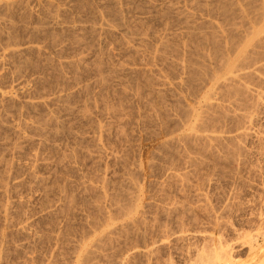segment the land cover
I'll return each instance as SVG.
<instances>
[{"label":"rangeland","instance_id":"obj_1","mask_svg":"<svg viewBox=\"0 0 264 264\" xmlns=\"http://www.w3.org/2000/svg\"><path fill=\"white\" fill-rule=\"evenodd\" d=\"M218 1L230 0H0V101L9 93L12 101L0 102V264H203L199 256L218 246L238 264H264V105L240 110L253 116L247 136L234 140L238 149L234 141L211 153L170 142L182 132L178 107L197 112L212 87L189 65L211 50L205 21L221 22ZM163 39L173 49L162 56ZM182 60L190 64L181 71ZM220 112L207 130L235 136L242 123ZM37 117L57 122L47 136L35 130ZM129 174L138 198L134 211L123 205L126 217L116 205L129 204Z\"/></svg>","mask_w":264,"mask_h":264},{"label":"bare ground","instance_id":"obj_2","mask_svg":"<svg viewBox=\"0 0 264 264\" xmlns=\"http://www.w3.org/2000/svg\"><path fill=\"white\" fill-rule=\"evenodd\" d=\"M220 1H225V0H220ZM234 1H236V0H230V1H228V3L227 4H225L227 1H225V3H223V4H221L219 1V4H217L218 6V13H216V15L215 16H218V18L220 17L222 20H221V22H217V23H215V21L213 22V21H211L210 19V21L207 23V21H205L206 22V25H207V27L211 30L210 31V41L209 42H206L208 39H206V38H208V37H206V35L205 36H203L202 35V33H201V36L200 37H205V41H204V43L206 44V43H209V45L211 46V47H209V48H211V50L209 51V53L207 54V53H205L204 51V53L206 54V55H203V53H202V51H200L201 52V54H200V58L198 59V60H196L197 62H199V60H200V63L201 64H199V67H197V66H195L194 64L196 63V61H195V63L193 64L194 65V67H196V68H192V63L190 64L189 62H186V61H184V62H186V63H188V64H190L189 65V67H190V69H193V72H192V70H188L189 72L191 71L192 73V76H193V73H197V75L200 77H198V76H196L197 77V79L199 78L200 80H202L204 83H205V81L207 80V81H211L210 83L212 84V87H211V89L210 90H207L208 91V93H207V95L203 98V100H202V102H201V104L200 103H198L200 106H198L199 108H198V111L196 112L192 107H190V106H184L183 108L180 106V107H178V108H180L181 109V111H179L180 113V118H179V120L181 119L182 121H179L181 124H182V126H180V128H182L181 130H182V132L180 133V135H178L177 137L175 136V138L173 137V139L171 138V145L173 144L174 146H175V148L177 147V149H178V147H183L182 145H184V144H193L194 146L196 145V144H201L204 148H202L203 150L206 148V150L208 151V150H210V153H211V151L213 152V150H214V148H223V150H224V148L226 149V147H227V145H228V143H230L231 142V144H233V142L232 141H234V140H240V139H243L244 137H246L247 136V131H248V129H250V127L252 126V116H251V113L249 114V112L248 111H246L247 110V108H248V110H249V107H255V108H258L259 106H263L264 105V0H243L241 3H238L237 1H239V0H237L236 2H234ZM236 3V4H235ZM220 4H221V6H220ZM49 5V4H48ZM209 6V5H208ZM207 6V7H208ZM212 6V5H211ZM201 6H199V8H200ZM206 7V8H207ZM216 7V6H215ZM216 7V8H217ZM49 8V7H48ZM47 8V9H48ZM205 8V9H206ZM209 8V7H208ZM210 8H212V7H210ZM7 10H9V9H7ZM50 9H48V11H49ZM202 10H203V6H202ZM208 10V9H207ZM206 10V11H207ZM210 10V12L212 13L213 11H211V9H209ZM213 10V9H212ZM215 11H216V9H215ZM210 12H207L206 14H208L207 16H209L210 15ZM217 12V11H216ZM6 13V12H5ZM47 14H51V13H48V12H46ZM176 13V12H175ZM14 14V13H13ZM53 14V13H52ZM119 14V13H118ZM213 14V13H212ZM215 14V13H214ZM213 14V15H214ZM218 14V15H217ZM3 15V14H2ZM121 15V14H120ZM7 16V15H6ZM51 16V15H50ZM50 16H48L49 18H50ZM211 16V15H210ZM39 17V16H38ZM47 17V18H48ZM53 17H55L54 16V14L52 15V18ZM120 17V16H119ZM187 17H188V15H187ZM122 18V17H121ZM209 18H212V17H209ZM217 18V17H216ZM44 19V18H43ZM213 19V18H212ZM45 20H46V18H45ZM48 20H51V19H48ZM47 20V21H48ZM117 20V19H116ZM186 20H187V18H186ZM185 20V21H186ZM54 21V20H53ZM51 22V23H55V22ZM196 21V20H195ZM9 22V21H8ZM40 22V21H39ZM4 23V22H3ZM44 22H41V24H43ZM187 23V22H186ZM46 24V23H45ZM44 24V25H45ZM56 24V23H55ZM193 24V23H192ZM205 24V23H204ZM203 24V25H204ZM38 25V24H37ZM43 25V26H44ZM206 25H204L203 27H205ZM9 26V25H8ZM35 26V25H34ZM42 25L40 26L39 25V27L38 26H35V28H37L38 27V30L40 31V27H43ZM46 26V25H45ZM56 26H57V24H56ZM113 26V25H112ZM202 26V25H201ZM47 27V26H46ZM50 27V26H49ZM54 27V26H53ZM103 27V26H102ZM206 27V28H207ZM34 28V29H35ZM44 28V27H43ZM42 28V29H43ZM51 28H52V26H51ZM201 28V27H200ZM13 29V28H12ZM34 29H32V33H33V31H35ZM48 29H50V28H48ZM103 29V28H102ZM111 29V28H110ZM194 29V28H193ZM196 29V28H195ZM203 29V28H202ZM202 29H201V32H202ZM205 29V28H204ZM8 30V29H7ZM37 30V29H36ZM37 30V31H38ZM46 30V29H45ZM185 30V29H184ZM198 30H200V29H198ZM207 30V29H206ZM37 31H36V33H37ZM186 31V30H185ZM197 31V30H196ZM42 32H44L43 30H41L40 31V34L42 33ZM205 32H207V31H205L204 30V32L203 33H205ZM209 32V31H208ZM8 33V32H7ZM13 33V32H12ZM31 33V34H32ZM47 33V32H46ZM49 33H51V32H49ZM184 33V32H183ZM35 34V33H34ZM38 34H39V32H38ZM37 34V35H38ZM198 34V33H197ZM207 34V33H206ZM43 35H44V33H43ZM51 35V34H50ZM165 35V34H164ZM208 35V34H207ZM49 36V35H48ZM52 36V35H51ZM50 36V37H51ZM54 36V35H53ZM195 36V35H194ZM199 36V35H198ZM33 37H34V35H33ZM202 37V38H203ZM46 38V37H45ZM52 38V37H51ZM198 38V37H197ZM14 39V38H13ZM30 39V38H29ZM33 39V38H32ZM55 39L56 38H54V42H55ZM190 39V38H189ZM52 40V39H51ZM160 40V39H159ZM162 40V39H161ZM164 40H166V39H163V41H159L158 43H159V45H158V48H157V50H156V53L157 54H161L162 52H164L165 50H167L170 46V44L168 45L167 43H169V42H167V40H166V42L164 41ZM8 41H9V39H8ZM57 41V40H56ZM180 41V40H179ZM199 41V44L200 43H202V42H200V40H198ZM5 42V41H4ZM52 42V41H51ZM57 43V42H56ZM172 43V42H171ZM177 43V42H176ZM189 43V42H188ZM204 43H202V45L204 44ZM186 44V43H185ZM205 44H204V46H205ZM9 45V44H8ZM177 45V44H176ZM208 45V44H207ZM16 46V45H15ZM79 46V45H78ZM201 46V45H200ZM199 46V47H200ZM9 47H10V45H9ZM12 47V46H11ZM184 47V46H183ZM199 47H195L196 49H198ZM203 46H201V48H202ZM8 48V47H7ZM29 48H31V47H29ZM188 48V47H187ZM208 48V47H207ZM208 48V49H209ZM33 49H34V47H33ZM171 48H169V50H170ZM173 49V48H172ZM172 49L170 50V51H172ZM30 50V49H29ZM155 50H154V52H155ZM199 50H200V48H199ZM204 50V49H203ZM20 51V50H19ZM187 51V50H186ZM197 51V50H196ZM11 52H13V51H11ZM14 52H17L16 51V49H15V51ZM161 52V53H160ZM169 51H167V53H168ZM7 53H9V50H8V52ZM18 53H20V52H18ZM17 53V54H18ZM23 53V52H22ZM152 53V52H151ZM156 53L154 54V53H152L153 55H154V57H156L157 55H156ZM171 53V52H170ZM197 53H198V51H197ZM10 54V53H9ZM12 54H14V53H12ZM11 54V55H12ZM165 55H166V53H164ZM173 54H174V51H173ZM5 55H7V54H5ZM162 56H163V54H161ZM168 55V54H167ZM175 55V54H174ZM3 56H4V54H3ZM8 56V59H9V55H7ZM12 56H15V55H12ZM18 56V55H17ZM6 57V56H5ZM37 57V56H36ZM158 57H161V56H158ZM158 57H157V59H158ZM177 57H180V56H177ZM197 57V56H196ZM198 57H199V54H198ZM10 58L12 59V58H14V57H11L10 56ZM151 58V57H150ZM153 58V57H152ZM151 58V59H152ZM162 58V57H161ZM6 59V58H5ZM7 59V60H8ZM10 59V60H11ZM156 59V58H155ZM182 59V58H181ZM180 59V60H181ZM14 60V59H13ZM150 60V59H149ZM194 60V59H193ZM20 61V60H19ZM150 61H153V59L152 60H150ZM205 61H210L209 63H212V65L214 66L213 68H214V70L211 72V71H209L208 72V70L207 69H204L205 68V66L207 65V63L206 64H204V62ZM176 62H178V64L176 63V65L178 66H176L179 70H185V69H188V64H186V66H185V63L183 62V60L181 61V63H179V61H176ZM183 62V63H182ZM14 63V62H13ZM28 64V63H27ZM26 64V65H27ZM20 65H22V64H20ZM100 65V64H99ZM200 65H202V66H200ZM203 65H205L204 66V68H203ZM19 66V65H18ZM33 66V65H32ZM101 66V65H100ZM209 66H210V64H209ZM208 66V67H209ZM72 67V66H71ZM98 67V66H97ZM212 67V66H211ZM20 68V67H19ZM207 68V67H206ZM210 68V67H209ZM208 68V69H209ZM123 69V68H122ZM122 69H120V70H122ZM62 70V69H61ZM98 70V69H97ZM123 71V70H122ZM216 71H224L222 74H224L223 75V77H219L218 76V74L217 73H220V72H216ZM14 72V71H13ZM98 72V71H97ZM100 72V71H99ZM102 72V71H101ZM112 72V71H111ZM115 72V71H114ZM117 72H118V70H117ZM187 72V71H186ZM188 72V73H189ZM216 72V73H215ZM153 74V73H152ZM191 74H189V77H190V75ZM217 74V75H216ZM221 74V73H220ZM221 74V75H222ZM102 75V74H101ZM188 75V74H187ZM194 75H196V74H194ZM108 76H109V74H108ZM101 77V76H100ZM100 77L98 78L99 80H97V81H99L98 83L99 84H101L102 86H103V84H105L106 83V81H105V78H104V80H101L100 79ZM104 77V76H103ZM189 77H187V81H188V78ZM195 77V76H194ZM193 77V80L196 78H194ZM202 77H203V79H202ZM192 78V77H191ZM148 79V78H147ZM157 79V78H156ZM190 79V78H189ZM198 79V80H199ZM146 80V79H145ZM190 80H192V79H190ZM189 80V82H191ZM200 80H199V82H200ZM103 81H105V82H103ZM201 81V82H202ZM206 81V82H207ZM152 82V81H151ZM185 82V81H184ZM193 83H194V81H192ZM191 82V83H192ZM160 83V82H159ZM188 83V82H187ZM196 83H198L197 82V80H196ZM209 83V84H210ZM254 83H256V85H258L257 87V89H256V87L255 88H252L251 86H253V85H251V84H254ZM200 85L202 84V83H199ZM199 84H197V85H199ZM207 84V83H206ZM20 87H21V89H22V87L24 88V84H23V82L22 83H20ZM97 85V84H96ZM107 85V84H106ZM150 85V84H149ZM186 85V84H185ZM196 86V85H195ZM202 86V85H201ZM58 87V86H57ZM193 87V86H192ZM198 87H200V86H198ZM210 87V86H209ZM254 87V86H253ZM160 88V87H159ZM188 88V87H187ZM192 89H195V87L194 88H192ZM199 89V88H198ZM190 90V89H189ZM25 91V90H24ZM28 91V90H27ZM100 91H102V90H100ZM159 91V90H158ZM193 91V90H192ZM160 92V91H159ZM3 94V93H2ZM58 94V93H57ZM195 95V94H194ZM2 96V95H1ZM8 98H6V101H8V102H10L11 101V97L9 98V96H10V93L8 94V95H6ZM6 96H4V97H6ZM63 96V95H62ZM192 96V95H191ZM3 97V96H2ZM3 97V98H4ZM56 97V96H55ZM58 98H60V97H58ZM62 98H65V97H62ZM66 99V98H65ZM163 99V98H162ZM179 99V98H178ZM58 100V99H57ZM60 100V99H59ZM61 100H63V99H61ZM3 101H5V98H4V100ZM3 101H0L1 103L3 102ZM6 101H5V103H6ZM14 101V100H13ZM55 102H57V101H55ZM60 102V101H59ZM62 102V101H61ZM66 102V101H65ZM11 104H12V101L10 102ZM35 103V102H34ZM149 103V102H148ZM61 104V103H60ZM197 104V103H196ZM195 104V105H196ZM1 105V104H0ZM7 105H8V103H7ZM24 105V104H23ZM40 105V104H39ZM178 106H179V104H177ZM193 105V104H192ZM3 106V105H2ZM25 106V105H24ZM27 107H31L32 109L31 110H33L34 109V107H36L35 106V104H33V102L32 103H30V102H27V105H26ZM62 106V105H61ZM249 106V107H248ZM27 107H25L26 108V110H27ZM113 107V106H112ZM246 107V108H245ZM10 108H12L11 106H10ZM24 108V107H23ZM28 108V109H29ZM119 108V107H118ZM126 108V107H125ZM149 108V107H148ZM242 108H244V109H246V110H244V111H246V113L244 112V113H242L243 111H241L240 112V110H242ZM15 109H17V108H15ZM38 109V108H37ZM48 109V108H47ZM179 109V110H180ZM252 109V108H251ZM1 110V109H0ZM5 110V109H4ZM9 110V109H8ZM12 110V109H11ZM19 108H18V112H19ZM23 110V109H22ZM21 110V111H22ZM26 110H25V112H26ZM35 110V109H34ZM33 110V111H34ZM178 110V109H177ZM238 112H240V114H237L236 112L237 111ZM15 111V110H14ZM17 111H15V114L17 113ZM20 111V112H21ZM44 111V110H43ZM60 111V110H59ZM112 111V110H111ZM119 111V110H118ZM221 111V112H220ZM227 112V113H229L230 111H232V112H234V113H232L231 112V115L233 114V116L234 117H236L237 119H239L240 120V122L242 123V125H241V130H239V131H237V133H236V135L235 136H233V137H228V135L225 133V132H223V133H225V135L222 133V131L220 132V128L223 126V125H219V126H221V127H219L218 126V130H219V132L217 131V128H215L214 130H211V128H209L210 130H207L208 129V127L207 126H209L208 125V123L210 124V120H211V117H212V115H214V113H216V112H220L218 115H222V113L223 112ZM23 112V111H22ZM27 112H28V110H27ZM50 112V111H49ZM110 112V111H109ZM117 112V111H116ZM3 113H5V112H3ZM8 113V112H7ZM41 113V112H40ZM60 113V112H59ZM66 113V112H65ZM168 113V112H167ZM174 113V112H173ZM213 113V114H212ZM39 114V113H38ZM115 114V113H114ZM156 114V113H155ZM225 114L226 113H224L223 115L224 116H222L223 118H225V117H227V116H225ZM21 115V114H20ZM49 116H51L50 114H48ZM53 115V114H52ZM168 115V114H167ZM217 115V114H216ZM215 115V116H216ZM227 115V114H226ZM1 116V115H0ZM48 116V117H49ZM55 116V115H54ZM155 116V115H154ZM230 116V115H229ZM7 117V116H6ZM21 117V116H20ZM47 117V116H46ZM45 117V120H41L40 118L41 117H37L38 119H40L41 120V122H38V121H36V123H38L37 125L36 124H33V126L34 125H36L35 126V130L37 131V132H39V133H36V134H39V135H41V134H43V131H45V133H46V130H48L47 129V127H49V126H46V125H53V124H50L51 123V120L53 119H48V118H46ZM52 117V116H51ZM217 117H219V116H216V117H214L213 119H216ZM221 117V116H220ZM8 118V117H7ZM50 118V117H49ZM236 118H234V119H236ZM26 119V118H25ZM43 119V118H42ZM175 119V118H174ZM217 119H219V118H217ZM222 119V118H221ZM236 119V120H237ZM224 120V119H223ZM222 120V121H223ZM225 120H228V118H225ZM229 120H231V119H229ZM31 121V120H30ZM53 121V120H52ZM58 121V120H57ZM213 121V124H215L216 123V121H214V120H211V122ZM219 121V120H218ZM232 121V120H231ZM230 121V122H231ZM235 121V120H234ZM238 121V120H237ZM54 123H57V122H55V121H53ZM144 122V121H143ZM215 122V123H214ZM21 123V122H20ZM222 123V122H221ZM220 122H219V124H221ZM235 123V122H234ZM239 123V122H238ZM237 123V124H238ZM10 124V123H9ZM19 124V123H18ZM26 124V123H25ZM22 125V124H21ZM56 124H54V126H55ZM218 124H215V126H217ZM25 128H27L25 125H23ZM32 126V127H33ZM53 126V128H56V131H58V126H55L54 127ZM178 126V125H177ZM214 126V125H213ZM9 127V126H8ZM24 127H22V128H24ZM29 127H30V124H29ZM46 127V129L44 130V128ZM98 127V126H97ZM210 127H212V124L210 125ZM18 130L15 128V130H17V132L18 131H20L21 129H19V128H21V127H19V125H18ZM24 128V129H25ZM31 128V127H30ZM223 128V127H222ZM240 128V127H239ZM29 129V128H28ZM33 130H34V127L32 128ZM61 129H62V127H61ZM213 129V128H212ZM32 130V131H33ZM35 130H34V133H35ZM50 130V129H49ZM52 130V129H51ZM54 130L55 129H53V132H54ZM99 130V129H98ZM180 130V129H179ZM21 131H23V130H21ZM55 131V132H56ZM47 132H49V131H47ZM54 132V133H55ZM59 132V131H58ZM57 132V133H58ZM102 132V131H101ZM19 133V132H18ZM17 133V134H18ZM50 133V132H49ZM49 133H48V135H49ZM56 133V134H57ZM118 133V132H117ZM228 133V132H227ZM52 134V133H51ZM73 134V133H72ZM43 135H46V134H43ZM42 135V136H43ZM74 135V134H73ZM47 136V135H46ZM99 136V135H98ZM36 137V136H35ZM43 137H45V136H43ZM40 138V137H39ZM43 139V138H42ZM51 139V138H50ZM3 140V139H2ZM22 140V139H21ZM55 140V139H54ZM167 141V140H166ZM241 141V140H240ZM16 142V141H15ZM235 143V145L236 146H234V145H231V144H229V145H231L232 147L234 146L235 148L234 149H236V147H237V143L238 142H236V141H234ZM242 142V141H241ZM241 142H239V144L241 143ZM195 143V144H194ZM95 144V143H94ZM165 144V143H164ZM227 144V145H226ZM238 144V145H239ZM41 145V144H40ZM44 145V144H43ZM48 145V144H47ZM170 145V144H169ZM192 145V146H193ZM197 145V146H198ZM223 145H226L225 147H221V146H223ZM165 146V145H164ZM163 146V147H164ZM185 146V145H184ZM189 146V145H188ZM200 146V145H199ZM201 146V147H202ZM21 147H22V145H21ZM170 147V146H169ZM185 147H187V146H185ZM240 147H241V145H240ZM239 147V148H240ZM16 148V147H15ZM163 149V148H162ZM180 149V148H179ZM182 149V148H181ZM213 149V150H212ZM229 147H228V151H229ZM233 149V150H234ZM237 149H238V147H237ZM6 150V149H5ZM16 150V149H15ZM216 150H219V149H215V151ZM227 150V149H226ZM231 150V149H230ZM12 151V150H11ZM101 151V150H100ZM184 151V150H183ZM182 151V153H184ZM226 152L227 154L228 153H230V151L229 152ZM236 150H234V152H235ZM237 151H239V150H237ZM236 151V152H237ZM186 152V151H185ZM188 152V151H187ZM218 152V151H217ZM232 152V151H231ZM233 152V153H234ZM236 152H235V154H236ZM181 153V155H183ZM222 153V152H221ZM233 153H232V155H233ZM73 154V153H72ZM112 154V153H111ZM231 154V153H230ZM186 155V154H185ZM182 156V157H184L186 160H187V162L185 161V159L184 158H182L184 161L183 162H185V164L187 163L188 165H190V164H192L193 166L195 165V164H193V163H195L196 161H197V158H196V161H194V157L193 158H191L188 154L186 155V156ZM219 155V154H218ZM225 155V154H224ZM231 155V156H232ZM221 156V155H220ZM239 156V155H238ZM33 157H35V156H33ZM225 157V156H224ZM229 157H230V155H229ZM237 157V156H236ZM38 158V157H37ZM228 158V157H227ZM233 158V157H232ZM231 158V159H232ZM230 159V160H231ZM35 161H36V157H35V159H34ZM66 160H67V158H66ZM128 160V159H127ZM235 160V159H234ZM6 161V160H5ZM4 161V162H5ZM59 161V160H58ZM37 163V162H36ZM135 163V162H134ZM181 163V162H180ZM198 163V162H197ZM35 164V163H34ZM136 164V163H135ZM8 165V164H7ZM12 165V164H11ZM192 165H190V166H192ZM35 166V165H34ZM176 166V165H175ZM9 167H12V166H10L9 165ZM130 168V167H129ZM134 168V167H133ZM172 168H174V167H171V169ZM34 169V168H33ZM12 170V169H11ZM125 170V169H124ZM175 170V169H174ZM174 170H173V172H171V174H170V177L172 178H174V180H176V178H177V181L179 180V182H180V179L181 178H183V177H181L180 175H179V173L177 174V172H174ZM176 173V174H175ZM131 174V173H130ZM129 174V175H130ZM133 175V174H132ZM136 177H137V175H135ZM128 177H131V178H134V179H128L129 181H127V185H126V190H125V194H126V196H128V198L125 196V194L123 195V192L121 193L122 195H123V197H125V198H127V200L129 201L128 203H126V204H128V206L127 205H125V204H123V200L121 201L122 202V205H120L119 206V203H117V201L119 200V198H118V200L116 201L115 199V201L116 202H114L113 201V199H112V202H114V203H112V204H116L117 203V205L116 206H118L119 208L122 206L123 207V205L124 206H126L127 208H128V211H129V209H131L132 211H134L133 209L134 208H136V204H132V203H134L135 201V199L136 198H138V197H136V195H137V193H138V187L136 186L137 185V182L135 183L134 181H135V179H137V178H135L134 176H128ZM181 177V178H180ZM185 177V176H184ZM96 178H98V177H96ZM124 178V177H123ZM180 178V179H179ZM134 180V181H133ZM182 180V179H181ZM2 181V180H1ZM99 181V180H98ZM82 182V181H81ZM108 183V182H107ZM39 184V183H38ZM103 186V185H102ZM105 186V185H104ZM103 186V187H104ZM60 187V186H59ZM76 187V186H75ZM84 187V186H83ZM2 188H4L3 187V184H2ZM1 189V188H0ZM6 189V188H5ZM4 189V190H5ZM86 189V188H85ZM106 190V189H105ZM121 190V189H120ZM103 191H104V189H103ZM82 192V191H81ZM87 193V192H86ZM100 193H102V192H100ZM107 193V192H106ZM83 194V193H82ZM92 194V193H91ZM119 194V193H118ZM117 194V195H118ZM60 195V194H59ZM62 195V194H61ZM120 195V194H119ZM3 196V195H2ZM107 196V195H106ZM100 198H102L101 197V195L99 196ZM115 197V196H114ZM118 197H120V196H118ZM64 198V197H63ZM109 198V197H108ZM112 198V197H111ZM122 197H120V199H121ZM117 199V198H116ZM102 200H103V198H102ZM63 201V200H62ZM70 201L72 202V200L70 199ZM94 201V200H93ZM124 201H126V199L124 200ZM139 201V200H138ZM69 202V200L67 201V203ZM103 202H105V201H103ZM127 202V201H126ZM66 203V204H67ZM125 203V202H124ZM136 203V202H135ZM65 204V205H66ZM71 205L73 204V202L72 203H70ZM101 204V203H100ZM102 205V204H101ZM134 206V208L132 209L131 207H133ZM70 206V205H69ZM71 207V206H70ZM118 207H114V209L116 208H118ZM121 207V211L125 208V207H123L122 208ZM100 208V207H99ZM127 208H125V210L124 211H126V209ZM66 209V208H65ZM70 209V208H69ZM138 209V208H137ZM119 210V209H118ZM99 211V210H98ZM136 211V210H135ZM100 212H101V210H100ZM120 212V211H119ZM106 213V212H105ZM125 214L126 213H128L127 211L126 212H124ZM131 213V212H130ZM130 213H128V215L130 214ZM122 214V213H121ZM124 214V215H125ZM133 214H134V212H133ZM101 215V214H100ZM127 214L125 215L126 217L128 216ZM95 217V216H94ZM130 218H131V216H130ZM134 218V217H133ZM136 218H138V217H136ZM143 218V217H142ZM126 219V218H125ZM138 220V219H137ZM141 220V219H140ZM137 222H144L143 224H145V221H137ZM127 223V222H126ZM128 223H129V221H128ZM130 223H131V221H130ZM129 223V224H130ZM140 224V223H139ZM138 224V225H139ZM132 225H133V223H132ZM138 225H136V226H138ZM125 226V225H124ZM127 226V225H126ZM134 226V225H133ZM131 227V226H130ZM122 229V228H121ZM123 230V229H122ZM110 234V233H109ZM125 234V233H124ZM257 234V233H256ZM264 234V233H263ZM258 235V234H257ZM105 236V235H104ZM262 238H263V240H264V236L262 235L261 236ZM105 238H106V236H105ZM104 238V239H105ZM255 238V239H254ZM253 239H254V241L256 242V239H257V237H254ZM106 239H108V238H106ZM105 239V240H106ZM252 239V240H253ZM213 241V240H212ZM254 241H251L252 243H255ZM257 243V242H256ZM255 243V245H257ZM251 244V243H250ZM259 246V245H258ZM258 246H256V247H258ZM258 248H260V246L258 247ZM253 246L251 245L250 247H249V250L252 252L253 251ZM254 250H259V249H254ZM153 253V252H152ZM210 253V252H209ZM209 253H207V256H205L206 254L205 253H203V255L202 256H199V255H197V256H199V257H205L206 259H207V263H206V261H205V258H203V260H202V258H201V262L203 263V264H238V262L237 261H235L234 260V258L231 256V252L227 249V248H223V247H221V246H218L217 248H215L214 247V249L212 250V252L209 254ZM142 256H144V258L146 257V259H148V257H150V255H151V251L148 249L147 251L145 250V252H143V254H141ZM87 257V256H86ZM198 257V258H199ZM155 260V259H154ZM237 260V259H236Z\"/></svg>","mask_w":264,"mask_h":264}]
</instances>
